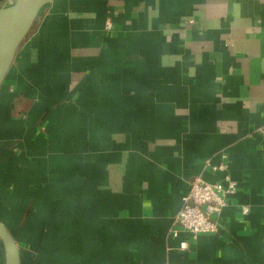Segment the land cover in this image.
<instances>
[{
  "label": "crops",
  "instance_id": "1",
  "mask_svg": "<svg viewBox=\"0 0 264 264\" xmlns=\"http://www.w3.org/2000/svg\"><path fill=\"white\" fill-rule=\"evenodd\" d=\"M222 153L238 191L192 240ZM0 221L21 264H264V0L47 5L0 88Z\"/></svg>",
  "mask_w": 264,
  "mask_h": 264
},
{
  "label": "built area",
  "instance_id": "2",
  "mask_svg": "<svg viewBox=\"0 0 264 264\" xmlns=\"http://www.w3.org/2000/svg\"><path fill=\"white\" fill-rule=\"evenodd\" d=\"M106 30L113 28V23L108 20ZM228 155L222 153L221 161L214 163L211 158L204 161V169L213 173H222V178L216 182H209L202 176L193 178L189 188L182 198V206L174 217V223L189 233L192 240L201 234H217L220 230V218L228 205V197L238 191V184L228 173ZM243 213H248L249 208L243 207ZM173 236L178 231H172ZM189 247L188 241L180 243L181 249Z\"/></svg>",
  "mask_w": 264,
  "mask_h": 264
},
{
  "label": "water",
  "instance_id": "3",
  "mask_svg": "<svg viewBox=\"0 0 264 264\" xmlns=\"http://www.w3.org/2000/svg\"><path fill=\"white\" fill-rule=\"evenodd\" d=\"M53 0H16L0 8V88L5 82L21 44L29 36L41 11ZM0 240L5 264H21L20 247L0 221Z\"/></svg>",
  "mask_w": 264,
  "mask_h": 264
}]
</instances>
